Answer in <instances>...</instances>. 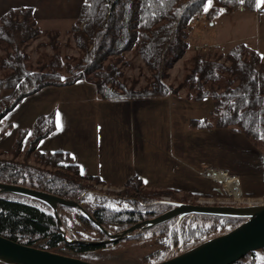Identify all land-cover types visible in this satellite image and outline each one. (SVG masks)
Instances as JSON below:
<instances>
[{
  "label": "trees",
  "instance_id": "1",
  "mask_svg": "<svg viewBox=\"0 0 264 264\" xmlns=\"http://www.w3.org/2000/svg\"><path fill=\"white\" fill-rule=\"evenodd\" d=\"M211 2L256 11V0ZM206 7L208 0H83L78 18L71 25L78 57L59 54L57 35H52L47 45L39 47L50 46L53 54L37 70L28 65L26 52L28 44L42 35L32 9H9L0 17V90L9 92L0 100V124L25 98L47 87H69L78 81L92 84L102 101L180 97L184 90L187 101L210 99L212 103L207 118L188 121L190 129H227L241 134L263 150L264 160V62L257 52L243 45L225 55L196 52L181 82L177 86L166 83L169 71L188 50L187 26L192 18L203 13L210 18L217 15L215 8L205 11ZM134 49L149 73L145 85L139 88L136 80L128 84L121 70L126 65L125 53ZM55 129V114L51 113L37 118L31 131H20L10 158L0 157V183L76 201L92 221L78 209L58 206L59 227L47 205L25 196L0 193L1 237L53 253L70 251L76 258L122 242L152 239L158 250L144 257L142 264H158L224 235L247 220L189 214L135 231L116 243L84 244L108 240L107 234L121 233L170 211L173 203L160 201V197L175 193L149 190L138 177L126 180L120 193L96 190L95 186L106 184L99 177L82 176L68 152L37 151L39 142ZM263 258L264 249L234 264H264Z\"/></svg>",
  "mask_w": 264,
  "mask_h": 264
},
{
  "label": "rangeland",
  "instance_id": "2",
  "mask_svg": "<svg viewBox=\"0 0 264 264\" xmlns=\"http://www.w3.org/2000/svg\"><path fill=\"white\" fill-rule=\"evenodd\" d=\"M74 1L78 4V0ZM3 7L5 8L4 4ZM213 8L218 11L214 18H210L207 13H203L192 18L188 24L187 42L189 47L183 58L169 71V79L166 81L168 85L177 86L181 82L183 76L188 72L191 66V58L196 52L205 56L225 55L233 47L243 45L246 48L256 49L264 62V16L259 19L254 13L246 10L218 6L214 2H211L210 6L208 4V11ZM76 19L60 22H39L34 19L38 23L42 35L30 42L26 48L29 56L28 65L32 70H37L41 64L48 62L53 54L50 46L39 47L40 44L47 45L48 39L52 35H57L60 47L59 54L73 58L78 57V51L74 46L71 34V25ZM2 55L3 51L0 48V57ZM124 61L126 65L121 66L124 79L128 84L132 80H136L138 82L136 88L144 86L149 78V73L145 69L137 51L134 49L125 53ZM79 87L80 85L63 89L57 87L44 88L22 100L12 111L8 112L0 124V157L10 158L19 132L23 130L31 131L37 118L51 113L55 114L56 127L58 123L60 125L59 128L57 127L58 133L53 132L54 134L48 136L49 138L43 139L42 141L44 142L41 144L42 146H38L37 151L41 153L61 151L62 148L68 147L72 141V133L68 128L70 125L67 119L68 115L73 114L74 105L80 103L82 108L89 107L91 109H94L96 105H102L105 107L108 122H110L108 139L111 140L113 146L118 145L121 149L126 146L131 149L132 144L137 145L146 157L143 171L148 177L153 166L162 167L164 165L161 156L164 154L168 155L164 149L165 144H167L166 140L168 136H171V132L174 135L176 134V136L181 135L179 131L182 130L180 128L186 126L187 118L190 120L205 119L209 116V112L212 109L210 99L200 103L187 101L184 98V90L180 92V101L186 103L183 104L186 105V109L171 112L168 109L164 110L162 107L158 110L156 105L145 101L98 100V103H96L92 101L85 89H78ZM8 94L7 90H0V100ZM181 102H176L175 105L178 106ZM171 120L172 127L170 126ZM219 142L220 149L215 153L218 159H209L208 154L202 159L208 166L216 165L226 171L227 176L238 181L237 189L241 194L240 199L237 200L234 196L228 198L224 185L216 182L211 184L212 187L207 190L203 188L195 189L194 192L197 191L195 195L189 193H175L173 196L163 195L160 197V201L197 205L198 200H219L239 207H246L245 204L247 203H264L263 150L252 145L246 138H230L229 135H226ZM205 149L209 150L207 147ZM128 157L132 159V154L130 153ZM18 159L22 160V156ZM29 163H33V160L30 159ZM209 173L204 171L203 175L206 177ZM234 176L238 177V179ZM95 189L106 193H120L122 191V187L114 188L108 185H97ZM38 246L43 247L44 243H39ZM157 250L158 247L153 243V240L148 239L139 243L122 242L101 251L82 254L79 258L93 264H142L144 257ZM57 254L76 258V255L66 250ZM0 264L3 263L0 262Z\"/></svg>",
  "mask_w": 264,
  "mask_h": 264
},
{
  "label": "crops",
  "instance_id": "3",
  "mask_svg": "<svg viewBox=\"0 0 264 264\" xmlns=\"http://www.w3.org/2000/svg\"><path fill=\"white\" fill-rule=\"evenodd\" d=\"M81 3L82 0H78V4L74 0H0V16L8 9L27 7L32 9L34 19L39 22L74 20L79 15ZM251 13L260 19L264 16V6ZM248 49L258 52L253 48ZM78 85H80L78 89H85L92 101L98 103L100 99L92 84L78 81L72 86ZM63 88L68 87L61 89ZM180 100V97L168 95L159 99L131 100L130 102L145 101L156 105L158 110L162 107L164 110L168 109L175 112L186 109V105H183L186 103H182ZM176 102H181L178 105L180 107L175 105ZM67 120H69L70 127L68 128L72 133V141L68 147L60 148L61 151L70 154L73 163L78 166L82 176L99 177L106 185L114 188H121L126 180L138 177L147 189L170 190L176 194L189 193L195 195L197 192H194L195 189L207 190L212 187L211 184L217 182L208 174L205 177L204 171L222 172L228 175L226 171L216 165L208 166L202 158L208 154L209 159H218L215 153L220 149L219 141L226 135H229L230 138H245L243 135L234 134L227 129H190L188 126L190 119L187 118L186 126L180 128L182 130L179 131L181 135L176 136L171 132V136H168L166 140L167 144H165L164 150L168 155L161 156L164 165L162 167L153 166L151 174L146 177V173L143 171L146 157L142 150H139L135 144L131 145V149L127 146L121 149L118 145L113 146L111 140L108 139L110 122H108V115L104 106L96 105L94 109H91L89 107L82 108L81 104L77 103L73 107V114L68 115ZM170 126L172 127V120ZM56 132L58 133L57 127L54 133ZM43 142L41 141L38 146H42ZM206 147L209 150H206ZM127 153L132 154V159L128 157L129 154L127 155ZM236 178L238 179V177Z\"/></svg>",
  "mask_w": 264,
  "mask_h": 264
},
{
  "label": "water",
  "instance_id": "4",
  "mask_svg": "<svg viewBox=\"0 0 264 264\" xmlns=\"http://www.w3.org/2000/svg\"><path fill=\"white\" fill-rule=\"evenodd\" d=\"M0 193H10L28 197L50 207L58 226H61L57 214L58 206L80 210L92 221V218L76 202L60 199L24 187L0 183ZM170 211L145 222L136 224L118 234H107L108 240L84 243L102 246L125 239L138 230H145L176 217L189 214L246 218L247 220L232 231L212 238L204 243L158 264H234L251 252L264 249V205L261 206H200L173 203ZM0 262L3 264H93L77 258L53 253L35 246H26L0 236Z\"/></svg>",
  "mask_w": 264,
  "mask_h": 264
},
{
  "label": "bare ground",
  "instance_id": "5",
  "mask_svg": "<svg viewBox=\"0 0 264 264\" xmlns=\"http://www.w3.org/2000/svg\"><path fill=\"white\" fill-rule=\"evenodd\" d=\"M210 176L213 177L214 180L222 183L229 194H232L236 198L241 197L240 191L237 189L238 181L236 179L222 172H210Z\"/></svg>",
  "mask_w": 264,
  "mask_h": 264
},
{
  "label": "built area",
  "instance_id": "6",
  "mask_svg": "<svg viewBox=\"0 0 264 264\" xmlns=\"http://www.w3.org/2000/svg\"><path fill=\"white\" fill-rule=\"evenodd\" d=\"M209 176H210V173H209ZM211 177V176H210ZM218 182V181H217ZM220 183V182H219ZM227 192V191H226ZM227 196L228 198L233 196L232 194H229L227 192ZM235 199L239 200L240 198H236L234 197ZM235 201V200H234ZM166 202H169V201H166ZM226 201H219V200H216V201H213V200H205V201H201V200H198L197 201V205H200V206H233V207H239V206H235V205H232L230 204L229 202H226ZM261 205H264V203H247L245 204V206H261Z\"/></svg>",
  "mask_w": 264,
  "mask_h": 264
},
{
  "label": "snow or ice",
  "instance_id": "7",
  "mask_svg": "<svg viewBox=\"0 0 264 264\" xmlns=\"http://www.w3.org/2000/svg\"><path fill=\"white\" fill-rule=\"evenodd\" d=\"M241 2H243V0H241ZM208 4H209V6L211 5V0H208ZM256 6L258 8H261L262 6H264V0H256ZM205 11H208V8L207 7L205 8ZM57 127L58 128L60 127L59 123L57 124Z\"/></svg>",
  "mask_w": 264,
  "mask_h": 264
}]
</instances>
